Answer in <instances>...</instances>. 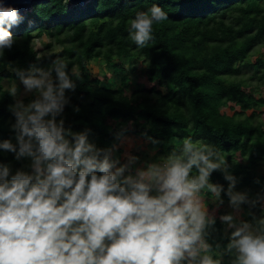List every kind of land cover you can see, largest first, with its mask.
I'll return each mask as SVG.
<instances>
[{"label":"clouds","instance_id":"1","mask_svg":"<svg viewBox=\"0 0 264 264\" xmlns=\"http://www.w3.org/2000/svg\"><path fill=\"white\" fill-rule=\"evenodd\" d=\"M23 19L0 0V57ZM166 19L156 4L137 12L130 39L145 47L153 24ZM69 63L56 55L47 68L8 66L24 90L18 97L15 81L4 85L18 98L10 106L14 137L0 150L28 163L13 170L0 162V264H264V215H240L243 204L264 197L250 201L235 190L225 155L188 136L167 155L138 163L126 153L122 163L115 146L98 147L88 130L65 127L66 93L80 76ZM214 170L224 172L227 188L210 182ZM222 193L232 209L218 217L226 243L211 239L217 217L208 208L224 204Z\"/></svg>","mask_w":264,"mask_h":264},{"label":"trees","instance_id":"2","mask_svg":"<svg viewBox=\"0 0 264 264\" xmlns=\"http://www.w3.org/2000/svg\"><path fill=\"white\" fill-rule=\"evenodd\" d=\"M153 4L168 19L154 23L152 40L138 48L130 39L129 22ZM23 18L10 29L16 42L0 57V141L14 135V97L3 91V81L19 78L8 66L47 68L60 55L80 74L73 77L75 90L66 93V128L88 130L89 140L102 148L113 147L117 137L131 133L147 136L158 156L191 136L197 146L210 144L225 155L236 185L257 182L264 193V178H250V166L244 162L264 161V124L253 122L258 108L264 107V96L257 99L238 78L241 64L259 49L264 51V0H91L84 7L47 0L34 3ZM43 37L53 38L60 49L40 55L34 43ZM94 60L122 73L134 60L145 63L149 86L130 97L128 76L122 77V87L113 80L102 86L99 79H90ZM261 64L257 59V67ZM247 111L251 115L246 116ZM25 161L0 150V162L13 170ZM210 182L225 188L229 183L219 170L211 173ZM216 228L211 239L226 243L218 217Z\"/></svg>","mask_w":264,"mask_h":264},{"label":"rangeland","instance_id":"3","mask_svg":"<svg viewBox=\"0 0 264 264\" xmlns=\"http://www.w3.org/2000/svg\"><path fill=\"white\" fill-rule=\"evenodd\" d=\"M72 6V5H71ZM82 7V6H81ZM35 48L40 55L49 54L53 51H58L60 48L50 37L36 38L35 39ZM257 59H261L262 64L257 67ZM91 72V80L99 79L102 86H109L113 80L117 87H122V77L128 76L130 83L126 88V93L130 97L135 90L139 88H144L148 85L146 81L145 74L147 72V65L140 61L134 60L131 63L124 66L125 72H115L113 68L106 64L102 60H94L89 65ZM238 78L243 80L250 86V91L256 96L257 99H260L264 96V51L259 49L257 52L248 58L243 64H241V73L238 75ZM15 81L18 87V97L20 93H23L24 86L20 80H10L6 79L3 81L4 85ZM14 97V102L16 98ZM24 102L27 103L32 99L31 95L23 97ZM231 113V111H230ZM251 115V111H247L246 116ZM11 121V120H10ZM253 122L263 123L264 124V107L258 108L257 112L254 114ZM14 122H10L11 124ZM12 130V129H11ZM13 131V130H12ZM14 134V133H13ZM14 135L11 136V138ZM150 139L147 136H139L135 133H131L127 137H117L115 139V149L113 151V157L119 158L123 163L125 160V154L130 153L139 157L138 163L144 161L154 160L160 156L157 155V151L150 147ZM246 165L250 166V178H264V161H257L255 164H251V159L247 158L244 160ZM28 161H25L26 165ZM222 171V170H219ZM263 187L260 186L257 182H253L249 185L247 184H237L235 185V190L245 192L248 195L249 200H255L258 196L264 197L262 193ZM208 208L210 212L216 217H219L221 214L231 212L232 209L228 205V201L224 202L223 205L218 208L214 203L209 202ZM248 211L251 212L252 216L257 218L264 215V200L258 201L255 205L250 203L243 204L241 206L240 215L243 219L250 220Z\"/></svg>","mask_w":264,"mask_h":264},{"label":"water","instance_id":"4","mask_svg":"<svg viewBox=\"0 0 264 264\" xmlns=\"http://www.w3.org/2000/svg\"><path fill=\"white\" fill-rule=\"evenodd\" d=\"M47 0H3L5 5L11 4L18 8L20 15L23 17L27 12L32 10L33 4L37 2H45ZM91 0H69L72 6H86Z\"/></svg>","mask_w":264,"mask_h":264}]
</instances>
